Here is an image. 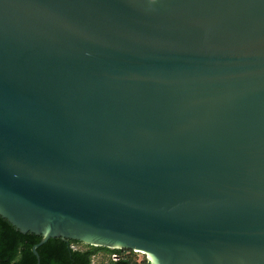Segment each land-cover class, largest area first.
Wrapping results in <instances>:
<instances>
[{"label":"water","instance_id":"water-1","mask_svg":"<svg viewBox=\"0 0 264 264\" xmlns=\"http://www.w3.org/2000/svg\"><path fill=\"white\" fill-rule=\"evenodd\" d=\"M0 217L264 264V0H0Z\"/></svg>","mask_w":264,"mask_h":264},{"label":"trees","instance_id":"trees-1","mask_svg":"<svg viewBox=\"0 0 264 264\" xmlns=\"http://www.w3.org/2000/svg\"><path fill=\"white\" fill-rule=\"evenodd\" d=\"M40 236L20 233L9 222L0 217V264H92L93 257L103 252L108 255L100 264H149L144 258L137 261L132 251L94 247L74 240L50 238L37 248L39 259L32 252ZM81 244L83 248L75 245ZM128 252V253H126ZM112 254L118 259L113 260Z\"/></svg>","mask_w":264,"mask_h":264},{"label":"rangeland","instance_id":"rangeland-1","mask_svg":"<svg viewBox=\"0 0 264 264\" xmlns=\"http://www.w3.org/2000/svg\"><path fill=\"white\" fill-rule=\"evenodd\" d=\"M75 247H77V248H83V245H75ZM107 257H108V255L107 254H105V253H103V252H99V253H97L94 257H93V259H92V264H100V263H102V262H104V261H106V259H107ZM137 261H141V260H143L144 258L143 257H138V256H133ZM146 259V258H145Z\"/></svg>","mask_w":264,"mask_h":264},{"label":"built area","instance_id":"built-area-1","mask_svg":"<svg viewBox=\"0 0 264 264\" xmlns=\"http://www.w3.org/2000/svg\"><path fill=\"white\" fill-rule=\"evenodd\" d=\"M111 258H112L113 260H115V259H118V256H117L116 254H112V255H111Z\"/></svg>","mask_w":264,"mask_h":264}]
</instances>
